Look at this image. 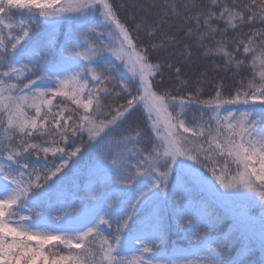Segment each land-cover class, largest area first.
Wrapping results in <instances>:
<instances>
[{"label": "snow or ice", "instance_id": "snow-or-ice-1", "mask_svg": "<svg viewBox=\"0 0 264 264\" xmlns=\"http://www.w3.org/2000/svg\"><path fill=\"white\" fill-rule=\"evenodd\" d=\"M150 8L129 24L112 0H0V264H243L256 243L264 251V0H159ZM65 23L57 48L52 35ZM141 31L158 39L138 44ZM184 39L237 72L242 49L250 78L231 95L217 83L208 99L200 88L161 91L157 77L173 65L150 57ZM189 47L180 53L187 59ZM174 71L179 91L187 82ZM113 97L125 102L113 106ZM193 106L200 115L190 124ZM137 110L151 136L119 131ZM85 134L94 166L121 187L101 182L90 190L96 203L74 213L65 181L82 152L73 138ZM199 189L211 197L201 194L203 207L192 195ZM240 198L248 206L231 214L208 211ZM225 219L232 223L222 235L201 234ZM172 220L189 248L165 247Z\"/></svg>", "mask_w": 264, "mask_h": 264}, {"label": "trees", "instance_id": "trees-1", "mask_svg": "<svg viewBox=\"0 0 264 264\" xmlns=\"http://www.w3.org/2000/svg\"><path fill=\"white\" fill-rule=\"evenodd\" d=\"M112 2L117 6L121 19L127 20L129 24H131V17L133 15L136 16L138 22L141 17L154 11L152 8H150V5L154 2L159 3V0H112ZM198 2L202 5H206L208 0H198ZM221 27H223V24H221ZM40 28L42 31L43 26H40ZM67 31H69V25L65 23L58 26L53 33L52 39L56 42L57 48L64 42L65 33ZM173 31H175V29H173ZM244 31L247 32L248 29H244ZM133 34L137 35L136 33ZM138 35L140 36V41H138V44L141 45H148L158 39V37H148L144 31H141ZM233 35L234 34L231 31L228 33L229 38H231ZM186 45L190 46L188 49L191 51L190 59H187L186 55L180 54L185 52ZM228 47L229 50H232L233 46L231 43H229ZM237 59H244L245 66H243L239 72H237L235 68L227 70L223 67L224 61L222 58L215 56H205L202 49H199L195 44V40L192 39H184L178 47L169 48L167 51H161L158 54H154L150 57L152 62L163 61L173 65L172 70L165 68L163 71V76L157 77L158 80H162V83L159 85L161 91L168 90L172 95L185 96L189 92L194 94L197 88H200L202 89L201 99H208L209 96L214 95L215 85L217 83L223 84V91L225 95H231L239 86L241 79L246 81L248 78H250L251 69L248 67V65L251 61V57H244L241 49V51L237 53ZM108 60L113 61L114 59L108 57ZM115 63L118 62L115 61ZM175 67L181 68L182 72L180 79L187 82L186 86L180 87L179 91H177L176 87L179 81L176 79L174 71ZM120 72L123 76V79L129 83V87H132L135 82L130 80L124 74L123 68L120 69ZM115 90L120 91L119 87H117ZM59 99L60 98H57V100ZM55 102L56 101H54V103ZM124 102L125 101L122 97H113L109 101V103H111L113 106L122 104ZM199 115V110L193 106L187 115L188 122L190 124L193 122V116H195L198 120ZM147 125L148 121L146 118V113L137 110L128 117L119 131L126 135L135 134L136 131H143L147 136H151ZM73 139L75 144L81 147L82 152L78 158V163H70L72 171L65 181V194L67 195L69 203H72V199L75 200V202L72 203L73 205H78L82 202L87 204L96 203L97 198L92 194L90 191L91 189L96 187L101 182L106 183L110 191L121 187V185L116 183L114 177L106 175L102 176V174H96L94 172L95 152L89 147L86 134L82 138L75 137ZM142 146L150 147V145ZM73 160L75 161L77 158H73ZM208 178L213 179L210 173H208ZM251 213L258 217H260L262 214L261 211L257 210L254 206L252 207ZM230 223L231 222L220 223L216 228H214V231L216 233H220L222 231L225 232ZM175 232L176 233L172 238L174 245H186L187 241L185 240L183 232ZM235 255V249L227 250L222 259L224 261H230ZM254 263H259V258L257 252L252 251L246 255L243 264Z\"/></svg>", "mask_w": 264, "mask_h": 264}, {"label": "rangeland", "instance_id": "rangeland-1", "mask_svg": "<svg viewBox=\"0 0 264 264\" xmlns=\"http://www.w3.org/2000/svg\"><path fill=\"white\" fill-rule=\"evenodd\" d=\"M126 71V70H125ZM126 74L130 77V75L127 73L126 71ZM209 180H212V179H209ZM217 188H219V185L217 184L216 185ZM221 192H223V189H220ZM201 194H203L204 197L206 198H211L209 196V193L207 192L206 189H199L198 191H195L193 192V196L195 198H197L198 196H200ZM205 200H202L200 199V201L197 203V206L198 207H203L205 205ZM220 206V208L224 209L226 208L227 206L229 207V214H231L232 212H235V211H238L240 210L241 208H244V207H247L248 206V202L246 200H244L243 198H240V199H237L235 202H227V204H223V203H220L218 204ZM258 206V205H257ZM209 210V209H208ZM74 213L75 212H78L79 210L75 211L73 210ZM210 212V211H209ZM253 217V216H252ZM260 221L257 220L255 217L252 221V224H251V227L252 229L255 231V233L257 234V236L259 235V230H260V227H261V224L259 223ZM235 233H233V238L235 237ZM258 246H259V243H256ZM264 256V254H263Z\"/></svg>", "mask_w": 264, "mask_h": 264}]
</instances>
